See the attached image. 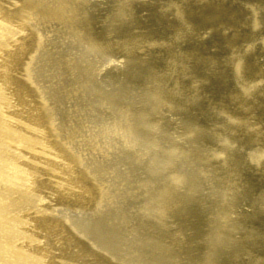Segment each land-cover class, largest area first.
<instances>
[{
  "label": "rangeland",
  "instance_id": "rangeland-1",
  "mask_svg": "<svg viewBox=\"0 0 264 264\" xmlns=\"http://www.w3.org/2000/svg\"><path fill=\"white\" fill-rule=\"evenodd\" d=\"M0 2L103 192L54 211L90 255L60 264H264V0Z\"/></svg>",
  "mask_w": 264,
  "mask_h": 264
},
{
  "label": "bare ground",
  "instance_id": "bare-ground-1",
  "mask_svg": "<svg viewBox=\"0 0 264 264\" xmlns=\"http://www.w3.org/2000/svg\"><path fill=\"white\" fill-rule=\"evenodd\" d=\"M27 10L0 2V264H60L65 251L85 260L54 211L103 192L83 181L82 155L45 113L31 76L38 19Z\"/></svg>",
  "mask_w": 264,
  "mask_h": 264
}]
</instances>
